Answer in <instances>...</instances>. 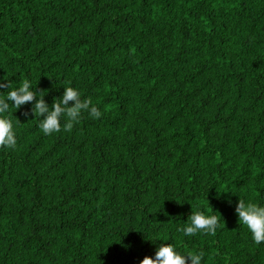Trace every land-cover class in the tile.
Returning a JSON list of instances; mask_svg holds the SVG:
<instances>
[{
    "label": "trees",
    "instance_id": "trees-1",
    "mask_svg": "<svg viewBox=\"0 0 264 264\" xmlns=\"http://www.w3.org/2000/svg\"><path fill=\"white\" fill-rule=\"evenodd\" d=\"M24 79L103 115L45 135L9 102L0 264H140L162 243L264 264L235 211L264 206V0H0V98ZM193 210L215 235L179 231Z\"/></svg>",
    "mask_w": 264,
    "mask_h": 264
},
{
    "label": "clouds",
    "instance_id": "clouds-1",
    "mask_svg": "<svg viewBox=\"0 0 264 264\" xmlns=\"http://www.w3.org/2000/svg\"><path fill=\"white\" fill-rule=\"evenodd\" d=\"M7 81V80H6ZM0 88H11V84L0 80ZM43 90L39 91L42 93ZM38 91L32 90L31 82L24 79L18 88L7 93V97L0 98V149L15 148L17 144L16 132L13 121L3 114L9 109V102L20 109L23 105L32 103V114L41 117L39 128L45 135L59 133L62 130L61 119L65 120L63 130L71 132L74 125L79 123L82 114L88 112L95 119L101 118L103 113L93 105L91 98L82 99L81 93L74 87L65 88L62 97L54 98L51 106L45 101L44 95H38ZM38 97V99H37ZM25 115H29L25 113ZM193 208V207H192ZM239 217V223L246 226L254 242H264V206L254 202H245L240 198L235 209ZM217 215H206L203 211H192L185 227L179 229L185 236H195L197 233L215 235L219 227ZM204 252H189L183 255L178 252L171 243H162L157 248L155 257L145 256L140 264H202Z\"/></svg>",
    "mask_w": 264,
    "mask_h": 264
}]
</instances>
